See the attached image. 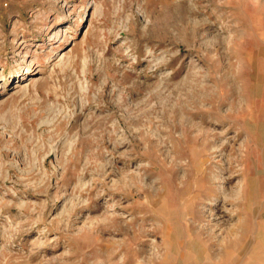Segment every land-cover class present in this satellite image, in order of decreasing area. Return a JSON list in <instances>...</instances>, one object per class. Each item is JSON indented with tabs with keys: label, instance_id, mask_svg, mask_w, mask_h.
I'll return each instance as SVG.
<instances>
[{
	"label": "rangeland",
	"instance_id": "rangeland-1",
	"mask_svg": "<svg viewBox=\"0 0 264 264\" xmlns=\"http://www.w3.org/2000/svg\"><path fill=\"white\" fill-rule=\"evenodd\" d=\"M0 264H264V0H0Z\"/></svg>",
	"mask_w": 264,
	"mask_h": 264
}]
</instances>
